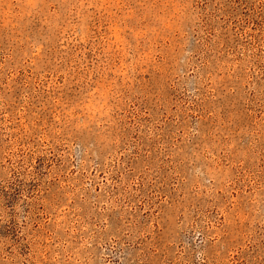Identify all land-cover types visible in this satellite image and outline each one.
<instances>
[{
	"label": "rangeland",
	"instance_id": "374dc122",
	"mask_svg": "<svg viewBox=\"0 0 264 264\" xmlns=\"http://www.w3.org/2000/svg\"><path fill=\"white\" fill-rule=\"evenodd\" d=\"M0 264H264V0H0Z\"/></svg>",
	"mask_w": 264,
	"mask_h": 264
}]
</instances>
